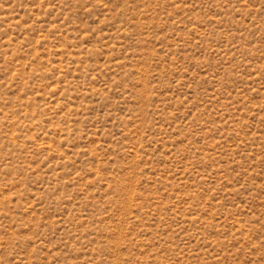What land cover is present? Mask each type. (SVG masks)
Listing matches in <instances>:
<instances>
[{"label":"rangeland","instance_id":"1","mask_svg":"<svg viewBox=\"0 0 264 264\" xmlns=\"http://www.w3.org/2000/svg\"><path fill=\"white\" fill-rule=\"evenodd\" d=\"M0 264H264V0H0Z\"/></svg>","mask_w":264,"mask_h":264}]
</instances>
